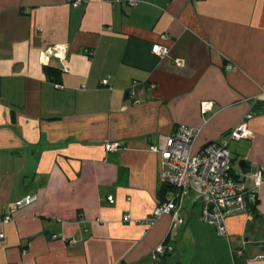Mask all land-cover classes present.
<instances>
[{"label": "crops", "instance_id": "1", "mask_svg": "<svg viewBox=\"0 0 264 264\" xmlns=\"http://www.w3.org/2000/svg\"><path fill=\"white\" fill-rule=\"evenodd\" d=\"M55 44L63 63H42ZM243 121L233 173L264 176V0H0V264H264V184L225 218L227 236L199 220L193 194L176 227L169 214L137 222L171 195L149 145L186 124L200 129L196 152Z\"/></svg>", "mask_w": 264, "mask_h": 264}, {"label": "built area", "instance_id": "2", "mask_svg": "<svg viewBox=\"0 0 264 264\" xmlns=\"http://www.w3.org/2000/svg\"><path fill=\"white\" fill-rule=\"evenodd\" d=\"M74 6L79 0H69ZM118 1V0H117ZM140 0H126L130 6H135ZM160 40H165L168 35L161 33ZM151 52L162 57L168 49L161 43H152ZM67 48L63 44L50 45L40 52V60L48 64L49 59L56 58L63 63L66 58ZM176 64L182 62L181 58L174 59ZM60 64L62 70H66L64 64ZM231 64L225 65L226 69ZM102 85L107 84V79L100 80ZM212 108L211 101L200 103V113L204 114ZM198 127L177 124L170 135H166L157 144L149 145L148 150L158 155L157 179L160 183L171 188L169 199L158 203L151 214L137 220L146 227H151L161 215H172L171 227H176L181 219L175 216L179 202L188 195H195L199 203L198 218L200 221L214 226L216 234L227 236L225 218L237 212L244 211L249 202L257 200L256 189L264 184V176L259 168L243 172L239 175L233 173L232 162L227 148L229 140L238 141L242 137H249L250 132L243 121L238 127L229 133V138L220 141H210L203 144L196 152H192L194 140L199 132ZM115 144H105L106 149H114ZM245 177L252 182V187L245 185ZM34 195H26L15 201V209L34 201ZM112 203V195L106 196ZM11 220L8 212L1 218L2 223ZM123 221H131L129 214L122 216ZM3 234L0 233V237ZM54 236V235H53ZM172 249L171 244H161L156 247V255H162ZM233 254L239 255L242 248L231 249ZM261 258L262 255H258Z\"/></svg>", "mask_w": 264, "mask_h": 264}, {"label": "rangeland", "instance_id": "3", "mask_svg": "<svg viewBox=\"0 0 264 264\" xmlns=\"http://www.w3.org/2000/svg\"><path fill=\"white\" fill-rule=\"evenodd\" d=\"M228 150H229L230 159L232 158L231 160H233L234 168L237 169L239 159L235 156V154L233 152V144L232 143L229 144Z\"/></svg>", "mask_w": 264, "mask_h": 264}, {"label": "trees", "instance_id": "4", "mask_svg": "<svg viewBox=\"0 0 264 264\" xmlns=\"http://www.w3.org/2000/svg\"><path fill=\"white\" fill-rule=\"evenodd\" d=\"M47 66V65H46ZM57 69L56 68H53V67H49V66H47L46 67V73L48 74V75H51V74H55V73H57ZM244 170H245V167H244ZM169 187V186H168ZM171 189V188H170ZM251 203H254V202H249L248 203V205H250ZM247 205V206H248ZM162 244H168L166 241H164ZM165 254H167V252L166 253H164V254H162V255H160V256H164Z\"/></svg>", "mask_w": 264, "mask_h": 264}, {"label": "water", "instance_id": "5", "mask_svg": "<svg viewBox=\"0 0 264 264\" xmlns=\"http://www.w3.org/2000/svg\"><path fill=\"white\" fill-rule=\"evenodd\" d=\"M238 166L243 171L244 170V167H245L244 161L243 160L239 161Z\"/></svg>", "mask_w": 264, "mask_h": 264}]
</instances>
